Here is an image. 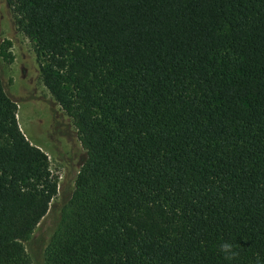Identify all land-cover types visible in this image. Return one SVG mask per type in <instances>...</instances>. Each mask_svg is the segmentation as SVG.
Masks as SVG:
<instances>
[{"label":"trees","instance_id":"1","mask_svg":"<svg viewBox=\"0 0 264 264\" xmlns=\"http://www.w3.org/2000/svg\"><path fill=\"white\" fill-rule=\"evenodd\" d=\"M7 4L85 152L44 264H264V0ZM16 112L0 80V264L56 194Z\"/></svg>","mask_w":264,"mask_h":264},{"label":"rangeland","instance_id":"2","mask_svg":"<svg viewBox=\"0 0 264 264\" xmlns=\"http://www.w3.org/2000/svg\"><path fill=\"white\" fill-rule=\"evenodd\" d=\"M4 41L10 42L13 59L5 63L0 58V80L6 95L17 107L19 129L31 145L46 155L47 169L56 185L47 214L23 244L31 264H44L45 250L71 198L85 152L70 118L40 81L42 59L17 27L7 0H0V45Z\"/></svg>","mask_w":264,"mask_h":264},{"label":"clouds","instance_id":"3","mask_svg":"<svg viewBox=\"0 0 264 264\" xmlns=\"http://www.w3.org/2000/svg\"><path fill=\"white\" fill-rule=\"evenodd\" d=\"M221 252L225 255V259H231L235 252L232 250V246L230 244H222L220 246Z\"/></svg>","mask_w":264,"mask_h":264}]
</instances>
